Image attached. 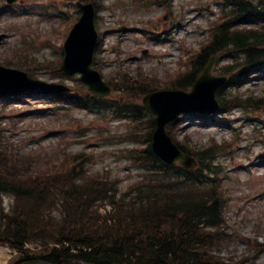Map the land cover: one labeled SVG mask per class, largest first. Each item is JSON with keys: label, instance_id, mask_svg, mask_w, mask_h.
<instances>
[{"label": "rangeland", "instance_id": "rangeland-1", "mask_svg": "<svg viewBox=\"0 0 264 264\" xmlns=\"http://www.w3.org/2000/svg\"><path fill=\"white\" fill-rule=\"evenodd\" d=\"M79 1L96 5L100 38L94 67L118 89L142 79L160 91L173 89L184 77L192 79L199 68L195 57L224 19H231L218 0H17L13 4L0 0V66L67 86L81 99L90 94L79 75L63 76L60 71L64 43L80 17ZM215 56L212 75L228 79L236 75L232 84L220 89L232 99L240 98L233 100L236 106L208 115L183 113L167 130L191 156L219 148L212 160L218 171L214 188L226 219L218 230L223 233L218 253L238 264H264V67L251 70L238 63L243 57ZM197 70L196 81L203 73ZM45 91L22 88L19 95L0 96V162L13 175L67 177L71 171L68 181L76 184L106 180L117 187L116 199L122 201V195L145 176L140 171L144 165L130 154L147 147L148 128L141 130L137 124L134 128L111 110L91 112L68 101L57 102ZM142 99H135L141 107ZM143 115L155 118L152 113ZM133 132L139 142L128 136ZM79 160L83 162L77 166ZM174 166L167 176L182 182L177 191H196L187 180V171L195 169L178 162ZM14 202L0 193V210L11 211ZM111 210L107 206L102 212ZM17 260L13 250L0 246V264Z\"/></svg>", "mask_w": 264, "mask_h": 264}, {"label": "trees", "instance_id": "trees-1", "mask_svg": "<svg viewBox=\"0 0 264 264\" xmlns=\"http://www.w3.org/2000/svg\"><path fill=\"white\" fill-rule=\"evenodd\" d=\"M218 1L231 19L219 26L195 57L197 69L203 71L218 54L243 57L238 61L244 63L242 66L261 69L264 67V0ZM197 69L191 74L192 79L184 77L174 88L193 85ZM123 86L115 98L87 95L81 99L62 94L53 96V100L68 101L91 112L111 110L120 120L142 126L141 130L148 128L147 147L129 153L131 159L144 165L140 171L145 176L139 177L138 185L127 190L123 200L118 201L117 187L106 180L76 184L68 181L71 171L65 174L67 177L54 173L36 178L28 174L13 175L0 162V193L15 200L11 211L0 210V246L16 251L15 264L33 260L48 264H238L223 259L217 248L223 234L218 230L226 219L214 188L218 171L212 160L219 154V148L195 152L198 168L187 171V180L196 186V191L179 193L182 182H172L167 176L174 167L160 162L151 150L154 118L145 117L143 113H151L135 101L156 88L149 87L142 79ZM234 99L240 98L232 99L225 92L217 97L226 112L236 106ZM136 135L133 132L128 136L139 142L134 138ZM82 162L79 160L77 166ZM75 168L76 165L74 171ZM107 206L112 210L102 212Z\"/></svg>", "mask_w": 264, "mask_h": 264}, {"label": "water", "instance_id": "water-1", "mask_svg": "<svg viewBox=\"0 0 264 264\" xmlns=\"http://www.w3.org/2000/svg\"><path fill=\"white\" fill-rule=\"evenodd\" d=\"M7 1L12 4L17 0ZM78 5L82 16L65 43L62 71L67 75L80 74L81 82L88 86L94 96L105 98L111 94L112 88L92 67L99 37L95 26V7L92 3ZM212 65L213 62L205 69L190 93L179 90L160 91L147 95L143 100L144 106L156 115L153 153L166 164H175L178 160L188 168L195 164L193 159L183 154L175 145L167 133V126L182 113H214L218 110L216 91L225 84L226 79L213 77ZM22 88L45 89V92L50 93L69 92V88L63 85L34 80L25 72L0 66V95L18 94ZM186 104L189 106L186 107ZM27 264L47 263L36 260Z\"/></svg>", "mask_w": 264, "mask_h": 264}]
</instances>
